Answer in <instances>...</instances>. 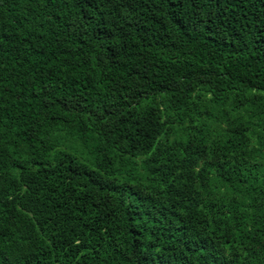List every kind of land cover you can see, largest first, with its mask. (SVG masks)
<instances>
[{
	"label": "trees",
	"instance_id": "1",
	"mask_svg": "<svg viewBox=\"0 0 264 264\" xmlns=\"http://www.w3.org/2000/svg\"><path fill=\"white\" fill-rule=\"evenodd\" d=\"M0 264H264V0H0Z\"/></svg>",
	"mask_w": 264,
	"mask_h": 264
}]
</instances>
